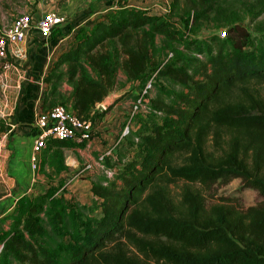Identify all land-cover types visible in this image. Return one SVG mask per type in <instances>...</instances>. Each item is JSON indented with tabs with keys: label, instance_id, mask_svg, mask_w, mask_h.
<instances>
[{
	"label": "trees",
	"instance_id": "trees-1",
	"mask_svg": "<svg viewBox=\"0 0 264 264\" xmlns=\"http://www.w3.org/2000/svg\"><path fill=\"white\" fill-rule=\"evenodd\" d=\"M263 14L264 0H171L167 13L121 5L81 30L45 76L43 107L86 118L121 69L139 92L157 81L149 111L160 119L137 132L132 158L106 166L112 177L92 179L99 214L52 183L23 194L0 232V264H264V202L210 203L202 188L232 175L264 196ZM159 35L169 48H155ZM85 144L50 139L40 170L61 172V148Z\"/></svg>",
	"mask_w": 264,
	"mask_h": 264
},
{
	"label": "crops",
	"instance_id": "crops-1",
	"mask_svg": "<svg viewBox=\"0 0 264 264\" xmlns=\"http://www.w3.org/2000/svg\"><path fill=\"white\" fill-rule=\"evenodd\" d=\"M46 1L48 3H45ZM46 1L27 0L19 6L14 16L33 11L34 21H37L46 11L56 10L67 16L66 21L55 28L50 36H44L37 24H34L23 38L10 43L9 56L12 63L8 68L0 69V213L2 215L15 208L23 194H28L29 191L38 193L36 190L42 187L40 183L42 179L48 182L51 180L46 172L49 167H46V171L40 170L39 167L45 148L36 153L33 144L37 134L35 126L37 116L45 109L43 94L48 86L45 76L61 52L72 45L69 42L75 40L77 33L91 27L97 19L106 18V14L114 8L127 5L150 9L153 13H167L171 2V0ZM5 2L0 0L1 32L11 23L7 25L4 23V9L11 0ZM71 88L70 84L64 83L65 92L68 93ZM117 104L101 117L105 116V120L109 114H115L118 111L115 108ZM101 105V102H98L94 106L99 110L97 112L104 109ZM70 109L73 110V107L70 106ZM98 119L97 117L96 120ZM95 141L97 142L96 136L86 140L84 146L70 147L85 153L87 146H91ZM35 155L36 159H33ZM86 155L91 154L86 153ZM37 158L40 160L38 164ZM65 162L69 164L67 160ZM72 163L75 165L77 160H72ZM68 169L67 167L58 173L63 175ZM49 186L50 184L47 187ZM44 189L45 187L42 190Z\"/></svg>",
	"mask_w": 264,
	"mask_h": 264
},
{
	"label": "rangeland",
	"instance_id": "rangeland-1",
	"mask_svg": "<svg viewBox=\"0 0 264 264\" xmlns=\"http://www.w3.org/2000/svg\"><path fill=\"white\" fill-rule=\"evenodd\" d=\"M3 1L5 2V0ZM26 1L27 0H11V3L6 4V7L4 9V23L6 25L12 22V20L15 18L14 15L18 12L17 9ZM45 3H48V1H46ZM29 12L33 13V11ZM260 18H264V14L261 15ZM246 22L248 23L249 28L252 31L253 37L258 36L262 33L260 30L255 28V22H250L249 19H247ZM214 30L215 29L213 28H203L201 34L207 35L210 32H213ZM77 39L78 37L76 36L75 40H73L72 43V40L69 42L70 44H72L71 46L76 45ZM253 40H255V38ZM165 44L166 43L163 36L159 35L156 40L155 48L165 46ZM166 46L167 48H169L167 44ZM166 49H153V53L155 54L156 58H162L165 56ZM141 87V82H129L126 79V75L124 74L123 70L119 69L118 83L116 87L112 90V92L117 93L127 90V93H125L122 98L118 99L115 102V104L118 103L115 107L116 109H118V111L115 112V114H109L105 120V116H100L99 119L96 120L95 114L97 113L98 115L97 111L99 110L93 107L90 110L91 112H88V114L85 116L87 119L93 121V123L95 124L93 137H97V142H92L91 146H87L86 151L84 150L85 153L79 152L76 150V148H71L70 146L65 147V149L61 148V150H63L66 156L67 162H69V164H67L69 168L66 172L67 174L64 173L63 175H60V173L55 171V169L49 168L46 172L48 174L49 179L51 180L48 182L47 180L42 179L43 181L41 180L42 182H40L42 183V187L37 188L36 190L38 193L29 191L28 194H39L49 188L47 187L48 184H51L53 182L52 185L58 187V192H65L67 197H71L74 200H78L82 203L87 204L92 214H99V199L92 193L91 190L92 179H94V176H96V174H106V170L112 171L111 174L107 173L108 176L112 177L114 175V169H109L106 166L112 165L114 163L113 160L117 159L121 153H127L128 157L130 154H135V149L134 147L130 146V143L133 139H137V132L149 131L152 127L153 122L160 119L157 114H153L151 113V111H149L151 98L155 96L157 91V81L153 84L151 91H149L147 95V101L146 103H144L143 106L144 108L135 113L134 115L130 114V108L132 102L135 99L134 94L139 92ZM129 90L131 92L128 93ZM127 124H129L130 127V131L127 134L128 136L126 135L127 137L124 136V138L120 137L123 128ZM93 137L91 139H93ZM54 149H56V147ZM108 151L110 152L107 153ZM86 153L91 155L87 156ZM130 157L132 158V155H130ZM74 159L77 160V163L75 165L72 163V160ZM37 160L38 164L40 160L38 158ZM87 163H91L93 165L91 171H88L87 173L78 172V168L83 167ZM61 178H64L65 180ZM44 187L45 189L42 190ZM202 188L204 189L207 200L210 203L214 202L215 200L226 199V201L233 203L234 205L246 207L248 205L264 202V196H262L260 191L257 188L248 184L244 178L239 176L230 175L226 177H221L211 181ZM14 209L15 208H12L9 212L3 215L0 213V232L2 228H9L11 219L7 218V216H9L14 211ZM9 263L21 264L16 260H10Z\"/></svg>",
	"mask_w": 264,
	"mask_h": 264
},
{
	"label": "built area",
	"instance_id": "built-area-1",
	"mask_svg": "<svg viewBox=\"0 0 264 264\" xmlns=\"http://www.w3.org/2000/svg\"><path fill=\"white\" fill-rule=\"evenodd\" d=\"M66 19L67 16L65 14L56 10L46 11L37 21H34V16L31 12H22L17 15L0 33V69L8 68L12 63L9 56L10 43L23 38L34 24H37L44 36H50L55 28L64 23ZM224 33L223 31L221 34L224 35ZM152 87L153 77L146 81L142 91L139 92V96L132 102L130 108L131 115L144 108L147 95ZM101 106L104 107L103 104ZM35 126L37 134L33 148L36 153L45 148L52 138H66L76 142H83L91 139L95 130L93 121L81 117L61 102L56 103L50 108L43 109L37 116ZM129 131L130 127L127 124L123 128L120 137L128 134ZM33 159H36V155L33 156ZM92 166L91 163H87L83 167L78 168V172L87 173L91 171ZM106 171L109 174L112 173V171Z\"/></svg>",
	"mask_w": 264,
	"mask_h": 264
},
{
	"label": "water",
	"instance_id": "water-1",
	"mask_svg": "<svg viewBox=\"0 0 264 264\" xmlns=\"http://www.w3.org/2000/svg\"><path fill=\"white\" fill-rule=\"evenodd\" d=\"M126 91L127 90H124L122 92H117V93L112 92V91L109 92L105 96L104 100L102 101V104H103L104 108H109L112 105H114L115 102L126 93Z\"/></svg>",
	"mask_w": 264,
	"mask_h": 264
}]
</instances>
